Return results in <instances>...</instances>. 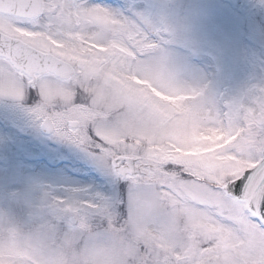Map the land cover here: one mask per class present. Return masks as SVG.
Masks as SVG:
<instances>
[{"label":"snow or ice","instance_id":"snow-or-ice-1","mask_svg":"<svg viewBox=\"0 0 264 264\" xmlns=\"http://www.w3.org/2000/svg\"><path fill=\"white\" fill-rule=\"evenodd\" d=\"M148 40L150 35L140 21L117 15L101 5H89L87 0H0V94L22 98L26 89L38 90L42 101L32 110L36 117L57 134L65 124L75 133L90 119L103 116L87 107L83 91L79 95L74 92L81 77L99 76L109 59L115 62L141 55ZM171 86L175 91V84ZM184 96L199 99L203 94L193 89L180 98ZM57 100L63 109L49 112V106ZM201 113L209 120L211 135L206 139L227 146L237 137L239 151L254 157L253 163L235 166L227 184L209 176L210 182H216L215 188L200 182L201 168L206 165L177 161L152 143L158 131L155 126L137 129L152 148L143 155L135 148L113 155L103 147L110 141L109 134L99 130L86 131L78 143L95 144V150L88 152L108 171L127 181L157 182L163 165L180 163L184 176L181 183L202 189L204 203L222 202L220 197L232 202L233 214L218 229L225 233L221 240L227 241L222 247L192 245L177 252L174 247H165L163 234L155 237L141 233L143 243L128 249L139 264H204L209 258L218 264H264V88L230 102L206 98L192 114L183 118L178 115L175 125L164 131L171 138L181 137L189 127L195 132ZM149 119L163 124L170 117L153 113ZM165 176L175 182V173ZM241 185L240 195H235L234 190ZM88 196L83 207L107 211L112 206L98 195ZM97 201L104 203L98 205ZM232 224L239 225L238 233L232 231ZM0 264H8L7 257L0 255Z\"/></svg>","mask_w":264,"mask_h":264},{"label":"clouds","instance_id":"clouds-1","mask_svg":"<svg viewBox=\"0 0 264 264\" xmlns=\"http://www.w3.org/2000/svg\"><path fill=\"white\" fill-rule=\"evenodd\" d=\"M146 31L150 35L151 29ZM155 39L150 35L141 55L132 59L122 57L115 62L109 59L99 76L81 77V84L74 92L79 95L83 91L87 107L103 116L90 119L75 133L67 124L60 134L55 130L54 133L84 151H94L95 144L81 145L78 141L86 131L99 130L109 134L110 141L103 147L113 155L129 148L143 155L152 148L137 129L155 126L158 131L152 143L162 152L177 161L191 160L206 165L201 168L203 184L216 187L215 181L208 180L209 176L227 184L234 167L253 163L254 157L239 151L237 137L227 146L206 139L211 133L204 113L200 114L195 132L189 127L179 138L166 134L164 130L175 125L178 115L183 118L192 114L195 106L206 98H180L194 88L170 72L153 42ZM172 84L176 86L175 91ZM63 107L57 100L48 111ZM153 113L167 114L170 119L163 124L154 123L149 119ZM214 143L218 144L215 148L211 147ZM172 173L176 174L175 182L165 176ZM183 180V166L169 163L162 166L157 182L128 181L132 196L127 219H121L114 204L107 211L102 207H83L89 199L85 192L70 191L64 197L47 193L46 207L36 214L24 218L0 214V255L7 257L8 264H139L128 254V249L143 243L141 233L155 237L163 234L165 247H174L177 252L192 245L222 247L227 241L221 240L225 233L218 229L233 214L232 202L220 197L218 200L222 202L204 203L202 189L181 183ZM103 203L97 201L98 205ZM231 229L238 233L239 225L232 224ZM204 264L218 262L209 258Z\"/></svg>","mask_w":264,"mask_h":264},{"label":"rangeland","instance_id":"rangeland-1","mask_svg":"<svg viewBox=\"0 0 264 264\" xmlns=\"http://www.w3.org/2000/svg\"><path fill=\"white\" fill-rule=\"evenodd\" d=\"M87 3L150 28L170 72L205 98L230 102L264 88V0ZM40 102L34 88L22 98L0 94V214L24 218L46 207L47 193L86 190L116 205L121 219L130 218L128 181L54 132L43 135L32 111Z\"/></svg>","mask_w":264,"mask_h":264},{"label":"water","instance_id":"water-1","mask_svg":"<svg viewBox=\"0 0 264 264\" xmlns=\"http://www.w3.org/2000/svg\"><path fill=\"white\" fill-rule=\"evenodd\" d=\"M41 130L44 132V133H51L52 130H50V128L44 124V122L42 121L41 123V126H40ZM242 185L238 188V189H235L234 190V194L235 195H240V192L242 191Z\"/></svg>","mask_w":264,"mask_h":264}]
</instances>
